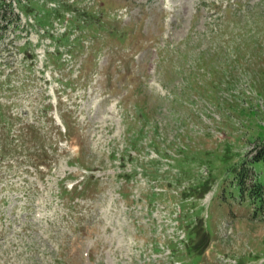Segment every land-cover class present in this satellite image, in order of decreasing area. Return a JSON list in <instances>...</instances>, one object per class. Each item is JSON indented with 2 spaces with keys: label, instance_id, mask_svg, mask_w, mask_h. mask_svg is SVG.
Returning <instances> with one entry per match:
<instances>
[{
  "label": "rangeland",
  "instance_id": "374dc122",
  "mask_svg": "<svg viewBox=\"0 0 264 264\" xmlns=\"http://www.w3.org/2000/svg\"><path fill=\"white\" fill-rule=\"evenodd\" d=\"M45 1L77 38L5 26L0 264H264V0Z\"/></svg>",
  "mask_w": 264,
  "mask_h": 264
},
{
  "label": "trees",
  "instance_id": "16d2710c",
  "mask_svg": "<svg viewBox=\"0 0 264 264\" xmlns=\"http://www.w3.org/2000/svg\"><path fill=\"white\" fill-rule=\"evenodd\" d=\"M37 6V5H35ZM34 6L32 5V3H28L26 6H23V9H25V11H32L34 9H36L35 7L33 8ZM42 12H44V15L43 16H40V18H38V20L42 23H46L47 20L45 19L47 16H49L52 12L51 11H45V10H40ZM63 14L60 15V18H63Z\"/></svg>",
  "mask_w": 264,
  "mask_h": 264
}]
</instances>
